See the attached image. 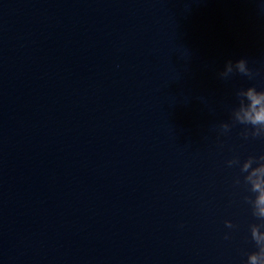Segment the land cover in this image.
Returning <instances> with one entry per match:
<instances>
[{
    "label": "water",
    "instance_id": "obj_1",
    "mask_svg": "<svg viewBox=\"0 0 264 264\" xmlns=\"http://www.w3.org/2000/svg\"><path fill=\"white\" fill-rule=\"evenodd\" d=\"M250 84L264 0H0V264H241L224 162L264 141L216 128Z\"/></svg>",
    "mask_w": 264,
    "mask_h": 264
},
{
    "label": "clouds",
    "instance_id": "obj_2",
    "mask_svg": "<svg viewBox=\"0 0 264 264\" xmlns=\"http://www.w3.org/2000/svg\"><path fill=\"white\" fill-rule=\"evenodd\" d=\"M261 74V70H253L244 58L226 61L223 69L217 73L218 78L225 82L236 76L252 81ZM232 95L228 120L219 123L217 138L239 127V136L243 141H264V88L254 84L240 86L234 89ZM224 163L227 168L237 170L231 178L230 187L235 190L238 202L247 207L256 221L247 225V234L244 236L245 242L250 240L255 250L243 253L246 259H242L241 264H264V151L246 156L234 152ZM223 223L225 228L231 230L224 233L223 239L230 240L232 231L239 230L240 226L228 219Z\"/></svg>",
    "mask_w": 264,
    "mask_h": 264
}]
</instances>
